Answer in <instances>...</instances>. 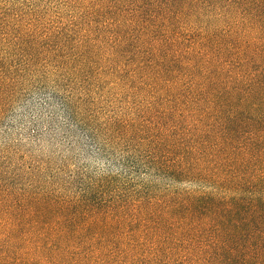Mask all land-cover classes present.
<instances>
[{
	"label": "trees",
	"instance_id": "obj_1",
	"mask_svg": "<svg viewBox=\"0 0 264 264\" xmlns=\"http://www.w3.org/2000/svg\"><path fill=\"white\" fill-rule=\"evenodd\" d=\"M75 3L50 35L0 5V122L23 86L94 80L128 112L94 139L155 180L0 166V264H264V0Z\"/></svg>",
	"mask_w": 264,
	"mask_h": 264
},
{
	"label": "rangeland",
	"instance_id": "obj_2",
	"mask_svg": "<svg viewBox=\"0 0 264 264\" xmlns=\"http://www.w3.org/2000/svg\"><path fill=\"white\" fill-rule=\"evenodd\" d=\"M0 5L12 16L25 14L34 21L30 29L37 26V30L49 35L84 25L85 7H78L75 0H0ZM1 48L0 56H7ZM106 88L98 90L94 80L82 89L44 78L23 86L14 107L0 122V166L16 174V181L24 182L32 177L45 180L56 176L70 181L103 174L155 180L143 169L126 164L122 151L112 146L104 150L94 139L89 125L128 117L126 104L115 101ZM57 94L60 100L54 98ZM64 96L72 100L70 110L75 116L71 121L61 104Z\"/></svg>",
	"mask_w": 264,
	"mask_h": 264
}]
</instances>
